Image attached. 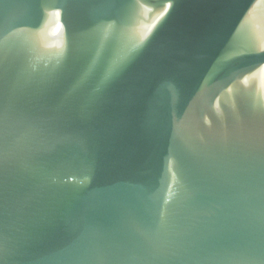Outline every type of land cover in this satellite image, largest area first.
<instances>
[{
    "label": "water",
    "instance_id": "obj_1",
    "mask_svg": "<svg viewBox=\"0 0 264 264\" xmlns=\"http://www.w3.org/2000/svg\"><path fill=\"white\" fill-rule=\"evenodd\" d=\"M0 264H264V0H0Z\"/></svg>",
    "mask_w": 264,
    "mask_h": 264
}]
</instances>
